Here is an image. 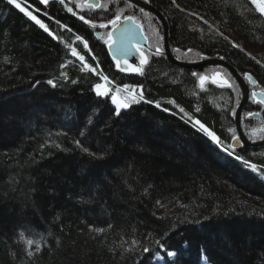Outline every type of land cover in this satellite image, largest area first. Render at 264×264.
Segmentation results:
<instances>
[{
  "label": "trees",
  "instance_id": "obj_1",
  "mask_svg": "<svg viewBox=\"0 0 264 264\" xmlns=\"http://www.w3.org/2000/svg\"><path fill=\"white\" fill-rule=\"evenodd\" d=\"M147 1L166 17L177 57L223 59L264 90V15L251 0ZM50 8L66 27L48 22L47 32L0 0V264H264V149L231 147L234 79L202 87L160 56L129 76L84 47L86 25ZM104 75L145 100L128 95L117 115L95 92Z\"/></svg>",
  "mask_w": 264,
  "mask_h": 264
},
{
  "label": "flooded vegetation",
  "instance_id": "obj_2",
  "mask_svg": "<svg viewBox=\"0 0 264 264\" xmlns=\"http://www.w3.org/2000/svg\"><path fill=\"white\" fill-rule=\"evenodd\" d=\"M144 1L148 2L147 0H144ZM38 2L41 3V0H38ZM51 3H55L60 10L62 9V11H64V13L70 16L76 23L84 24L88 27L87 29L88 31L84 32L85 33L84 36L79 38V40L80 39L82 40L83 38L85 40V43H83L84 46L87 45V48L89 49H93V50L95 49V50L100 51V49L102 48V51H106L108 57L112 60L110 61L108 59V63L111 64L112 66L114 65L116 67V63L114 62V60L111 58L109 54L108 44L105 43V39H107V33L111 32V30L113 29V26H110L111 24L110 21L114 20L117 15L120 16V20H125L129 16L133 17L136 23L141 25L148 39L149 48L142 49L144 53L146 54L147 61H148L147 64H144L142 66L143 72H145L146 67L148 66L149 61L151 59V56L167 57L165 54V38H164L165 34H164V28H163L161 21L152 13L151 14L154 16V18L153 19L149 18L145 13H150V12L145 11L144 9L140 8L139 6L135 5L134 3L128 0H100L99 4H96V5L89 4L88 0H47L46 4L41 3V5L44 6L46 14L49 15L48 18L38 16L44 21V25L48 29L47 32L52 31L50 27L48 26V22L51 23L53 26L55 24H59V22L61 21L57 15L52 14V9L50 8ZM89 5H93V7H89ZM66 6H69L72 9V11L68 12L66 10ZM143 14H145V16L149 18L148 20L154 26L155 25L157 26L156 30L158 32H161V35H159L158 32H155L156 30L153 31L152 33L153 36L145 32L144 22H143V17H142ZM81 17H83V19H81ZM68 21L70 22V20ZM101 24H107L109 26L107 28H101L100 27ZM92 25H95V27H93ZM76 30L78 31V33L81 32L80 29H76ZM101 37H104V39H101ZM157 41H159V43H157ZM169 41H170V30H169ZM157 47L160 48V51H161L160 55L156 54ZM178 67H181V66H178ZM183 69L189 70L191 73H195L197 75L199 74V77L205 76L206 79L204 83L206 84L209 83L212 85V87L217 88L219 90H223L225 88V87L219 86L220 82L222 81H227L228 84H230L232 87V81L230 79L232 75L230 74L228 70H226L222 66H208V65L205 66L204 65V66L198 67L197 69H190V68H183ZM110 70L114 74L117 73L116 71H113L112 68H110ZM205 71H208V74H205L204 73ZM138 74L140 73L135 72V73L127 74V75L137 76ZM240 75L244 78V80L246 81L250 89V99L245 105L243 112H242V117H241L243 131L246 137L251 142L253 143L262 142L264 141V104L258 103L257 102L259 100L258 98H256V100H253L252 93L253 92L256 93L258 91L264 92V90L260 87V85L262 84L259 78L257 77L258 75L256 76L252 72H247V71L243 74L240 73ZM246 76H251L252 79H254L255 84L250 83L245 78ZM232 78L235 79L234 77ZM213 79L217 80V83H212ZM199 82H201L200 79H199ZM235 82L238 86V91L240 93V101H241L242 90H241L240 85L237 83V81ZM226 88H230V87H226ZM240 101H239V104H240ZM236 114H237V110H234L235 123H236ZM237 135H235L234 138H236ZM244 146L246 145H242L238 151H240ZM247 147L251 148L254 154H259V152H262L261 149H264V144L260 146H247Z\"/></svg>",
  "mask_w": 264,
  "mask_h": 264
},
{
  "label": "water",
  "instance_id": "obj_3",
  "mask_svg": "<svg viewBox=\"0 0 264 264\" xmlns=\"http://www.w3.org/2000/svg\"><path fill=\"white\" fill-rule=\"evenodd\" d=\"M128 1L134 3L135 5L144 9L145 11H148V12L154 14L161 21L163 28H164V34H165V37H164L165 38V53H166L167 57L173 63H175L178 66H181L183 68H190V69L198 68V67L204 66V65L205 66L206 65H208V66H222V67L226 68L233 75V77L236 79V81L239 83V85L241 87L242 100L239 104V107L237 109V114H236V124H237L238 136L233 139L232 147L234 149L239 150L242 145H246V146L263 145L264 141L256 142V143L251 142L246 137V135L244 134V131L242 129L241 117H242L243 109L250 99V89L248 87V84L244 80V78L238 72V70L223 59L209 58V59H204L202 61L194 62V63L193 62H191V63L190 62H184V61L179 60L178 58H176L172 54V51L170 48V41H169V24H168V21L166 20V18L164 17V15L162 14V12L144 0H128ZM99 2H100V0H88L89 4H95L96 5V4H99ZM66 10L68 12L72 11V9L69 6H66ZM137 24L138 23L133 24L132 21H127L126 19L120 20V27L114 32L113 37H112V39L114 41H116L117 43L113 44V47L111 49H109V46H108L109 54H110L111 58L114 60V62L116 63V68L119 71H121V70H120V68L117 67V61H119L121 68H126L128 64H132L133 67H137V66L142 67L143 66V65H141V54H140V52H138L136 50L137 48H139L143 52L144 57L147 58L146 54L144 53V51L142 49L143 48H149L148 39H147L141 25L138 24L139 27H136ZM110 26H113V25L110 24ZM125 28L131 30V37H132V46L130 47V50L128 51L127 55H125L123 52L117 51V47L119 45V42L121 41L122 33H123ZM112 31H113V29L111 30V32ZM121 72L128 73V74L135 73V72H131V71H121ZM252 80L254 81V79H252ZM253 84H255V83H253ZM256 93H257V98L261 99V97H260L261 92L258 91Z\"/></svg>",
  "mask_w": 264,
  "mask_h": 264
},
{
  "label": "snow or ice",
  "instance_id": "obj_4",
  "mask_svg": "<svg viewBox=\"0 0 264 264\" xmlns=\"http://www.w3.org/2000/svg\"><path fill=\"white\" fill-rule=\"evenodd\" d=\"M251 2L255 6L256 10L259 11L262 15H264V0H251ZM8 3L9 4H14L16 8H18L21 12H24V14L26 16H28L30 19L34 20L41 28H43L45 31H48L47 27L44 24H42L40 22V20H38L35 16H33L31 14V12L25 11V9L23 7H21L20 3H17L16 0H8ZM41 3H45L46 4L47 3V0H41ZM89 7H93V5H89ZM81 19H83V17H81ZM126 20L127 21H132L133 24L136 23L135 20H134V18L131 17V16L127 17ZM110 23L113 25V31L107 33V39H105V43L108 44L109 49H111L113 47V44L117 43L116 41H114L112 39V37H113L114 32L120 27V16L117 15L114 20L110 21ZM92 26L95 27V25H92ZM100 27L101 28H107L108 25L107 24H101ZM136 27H139V25L137 24ZM101 39H104V37H101ZM131 46H132L131 30L125 28L124 31H123V33H122L121 41L119 42V45L117 47V51L118 52H123L125 55H127V53L130 50V47ZM136 50L138 52H140V54H141V65L147 64L148 61H147V58L144 57L143 52L139 48H137ZM176 51H179V49H177ZM73 54L75 55L76 53H73ZM156 54L157 55H160L161 54V51H160V48L159 47H157ZM117 67L120 68L121 71H131V72H137V73L143 74L142 67H139V66L133 67L132 64H128L126 68H121L119 61H117ZM245 78L250 83H255L250 76H246ZM103 79L105 81H107V77H103ZM199 79L201 81V86L203 87V83H204V81H205L206 78L204 76H200ZM49 83H51V81ZM212 83H217V80L213 79L212 80ZM219 86H221V87H231V85L228 84L227 81L220 82V85ZM101 89H103V90H101ZM125 91H127V86L125 87ZM108 93H109V89H107L106 87H104V86H102L100 84H97L96 85V94L98 96H106V95H108ZM260 97H261V99H259L257 102L260 103V104H264V92H261L260 93ZM142 98L143 97L141 95V99ZM252 98H253V100H256L257 93L253 92L252 93ZM112 101L117 106V115H119V111L118 110L120 108L127 107V104L126 103H120L118 101V99H117L116 96H113L112 97ZM157 106H159V105H157ZM181 111H183V109H181ZM196 123L200 124L199 121H197ZM200 127L214 141L219 142L218 141V138L213 133L209 132L208 129L205 128L203 124H200ZM84 150L87 151V149H84ZM253 167H255V166H253ZM27 243L29 245H32L34 243V241L28 240ZM36 249H37V251H39V244L38 243L36 244ZM145 251H147V249H145ZM29 254L31 255V253H29ZM169 255H171V253H169Z\"/></svg>",
  "mask_w": 264,
  "mask_h": 264
},
{
  "label": "rangeland",
  "instance_id": "obj_5",
  "mask_svg": "<svg viewBox=\"0 0 264 264\" xmlns=\"http://www.w3.org/2000/svg\"><path fill=\"white\" fill-rule=\"evenodd\" d=\"M21 5V4H20ZM21 7H23L24 9H25V11H28V12H31V14L33 15V16H35L38 20H40V22L42 23V24H44V21L41 19V18H39L32 10H30L27 6H25V5H21ZM170 47H171V44H170ZM172 48V47H171ZM256 48H258V47H256ZM172 51V54L176 57V58H178L179 60H181V61H184V62H199V61H202V60H204V58H202V59H199V60H197V61H186V60H184V59H181V58H179V57H177L176 56V54H174V52H173V50H171ZM194 69H197V68H194ZM205 74H208V71H205L204 72ZM205 77V76H204ZM110 78V77H109ZM111 79V78H110ZM100 85H102V86H104V87H106L107 89H109V93H108V95H106V96H110L111 97V99H112V97L113 96H116L117 97V99H118V101L120 102V103H126V102H128L129 104H131V102L129 101V99H127V97H126V95H125V93L124 92H122L121 90H119L117 87H115V86H113V85H111L109 82H103V83H100ZM101 90H103V89H101ZM95 92H96V87H95ZM116 105V104H115ZM117 107V106H116ZM122 109H124V107H122V108H120L118 111H121ZM246 194H251V198H252V201H251V203H255V204H257V206H259V205H261V202L260 203H257L256 201H257V199L258 200H260L261 199V196H259V195H256V196H253L254 195V193L253 192H248V193H246ZM260 197V198H259ZM241 198V197H240ZM242 198H245V197H243L242 196ZM261 201V200H260ZM171 253V255H170V257L173 259V258H175V254L173 253V252H170ZM158 261H163L164 259H163V257H158V259H157Z\"/></svg>",
  "mask_w": 264,
  "mask_h": 264
},
{
  "label": "bare ground",
  "instance_id": "obj_6",
  "mask_svg": "<svg viewBox=\"0 0 264 264\" xmlns=\"http://www.w3.org/2000/svg\"><path fill=\"white\" fill-rule=\"evenodd\" d=\"M41 15H42L41 17H45V18H48V16H49V15L46 14L45 12H43ZM50 17H51V16H50ZM59 26H60V27H66L62 21L59 22ZM208 59H209V58H208ZM95 87H96V86H95ZM95 87H94V88H95ZM228 157H230V156H228ZM238 161H240V163H245V164H247V162H246L243 158L239 159Z\"/></svg>",
  "mask_w": 264,
  "mask_h": 264
}]
</instances>
